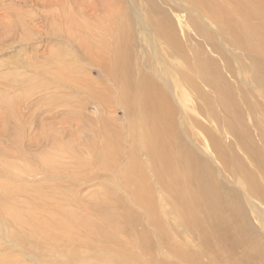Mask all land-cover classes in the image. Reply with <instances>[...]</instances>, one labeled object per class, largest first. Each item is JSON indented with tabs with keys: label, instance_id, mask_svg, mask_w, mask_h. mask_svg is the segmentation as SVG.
<instances>
[{
	"label": "bare ground",
	"instance_id": "bare-ground-1",
	"mask_svg": "<svg viewBox=\"0 0 264 264\" xmlns=\"http://www.w3.org/2000/svg\"><path fill=\"white\" fill-rule=\"evenodd\" d=\"M147 1L145 6L134 3L122 9L113 0L103 1L112 13L105 23L102 17L91 24L82 19L77 24L72 18L70 25L77 29H62L61 38L76 43L95 69L97 84L115 90L116 99L92 106L97 143L72 150L62 142L65 132L52 137L44 132L48 144L41 151L50 148L38 158L34 154V165L22 155L25 163L19 162L18 168L0 166V178L9 180L0 182V264H264V213L252 202L254 198L264 206V185L257 183L262 179L264 184V104L258 106L251 91L256 90L264 103L261 0H162L171 2L173 9L186 6L196 13L197 18L188 16L187 21L220 55L223 69L241 88L227 84L216 62L191 45L188 33L180 39L163 9ZM197 19L210 21L224 42L203 34ZM10 20L2 29L16 35L22 23ZM135 29L155 43L150 61L142 62L132 52ZM25 35L14 42L26 44ZM227 49L240 52L248 62L234 59V69ZM51 55L59 66L51 74L59 83L55 89L79 81L72 74L74 67L71 74L66 71L62 50ZM93 84L83 87L101 100ZM185 101L194 111L201 101L220 135L205 131L200 141L195 112L186 113ZM116 106L121 120L104 115L115 112ZM227 137L233 145L223 144ZM220 178L234 186L227 187ZM93 181L103 184L84 202L77 187ZM241 191L252 213L245 210Z\"/></svg>",
	"mask_w": 264,
	"mask_h": 264
},
{
	"label": "rangeland",
	"instance_id": "rangeland-1",
	"mask_svg": "<svg viewBox=\"0 0 264 264\" xmlns=\"http://www.w3.org/2000/svg\"><path fill=\"white\" fill-rule=\"evenodd\" d=\"M103 1L105 2L107 0H76V1L75 0H66V1L65 0H58V1L57 0H49V1L48 0H41V1L40 0H0V102H1L0 103V131L2 132V139H3V141L0 142V166H5V167L10 166L12 168H15V167L18 168V166L20 165L19 162H21V164L22 162L25 163L22 155H26V158H27L26 161L30 162L29 165L31 166L34 165L33 162L35 161V159L38 158L39 156H42V153L46 154L47 148H50V147H47L45 148L46 150L44 149V151H41L43 149L42 147L48 144V143H45L44 136H43L44 132L46 134L49 133L50 137H52V135L54 134L59 136L65 132L64 133L65 135L62 138V142L65 144H68V147L66 148H69L72 150L78 148L80 145H83L86 142H89L91 144L97 143V140L94 139V133H93V131H96L94 130V125H93V122H95L94 121L95 119H93L95 115L94 117H92L96 111L94 110L95 108L92 106L93 104L98 106L102 103H108V102L111 103L115 101L116 91L110 88L107 90L102 89V87L97 84L98 77L95 73V69H93V67H91L89 63L85 61L84 58H82L80 50L79 48H77L76 43L70 40L68 41H66L65 39L63 40L61 37L63 36L62 29H65L66 27H68L67 25H69V27L72 25L71 24L72 18L73 20H76L77 24H80L82 21L84 23L87 22V24H91V23H94L95 18L98 19L102 17V20L100 22L105 23L107 16L111 15L112 13L109 11V7L104 5ZM113 1L114 3L117 4V5L114 4V6L116 5L115 7L122 9L125 6L129 7L131 5H134V3L135 5L144 4L143 6H145V3H146L145 1L147 0H144V1L143 0H113ZM151 1L152 3L155 2L156 5H159L161 7V10L163 9V11H161L162 14H165L166 16L170 18L180 39H184V36H186L188 33L189 36L192 38L191 45L196 46V48L200 50L202 53L208 54L207 56L210 57L214 62H216V64L221 69L222 75L225 78V81L227 84H230L231 86H235L236 88L244 87L243 85L241 86V83L239 81L234 80L233 78L229 76V74L223 69V61L220 55L214 53L211 50V46H209L206 42H204V40L201 37H199L194 32L193 28L190 26V23L187 21L188 20L187 18L188 16L197 18V15L195 12L184 9V7L186 6H181V8L178 7L177 9H173L172 7L173 4L169 1L166 2L168 4H165V2H163L162 0H151ZM45 2L47 5L46 4L44 5ZM147 2H150V0ZM261 3H262V11H264V0H261ZM24 4H26L28 8ZM34 4H36L37 6ZM36 8H38V10L40 9L41 13ZM18 10H20L19 13H18ZM13 12H14V16H12ZM59 12L62 13L61 16H60L61 13ZM96 12H98L99 15ZM121 12L122 11L119 12V15L121 14ZM21 13L23 16H21ZM19 14H20V17H19ZM53 14L54 15L56 14L55 17H53L54 16ZM69 14H70V17H69ZM10 18L12 19L10 20ZM66 19L68 21H66ZM80 19H82V21ZM7 20L8 21L10 20L11 23L17 24L18 21L22 23V25L20 26V31L18 30L17 32L18 34L16 33L15 35L10 30L2 29V24H5ZM52 20H54L55 23ZM62 20L64 21V23L62 22ZM197 21H198V26H200L198 28L202 29L203 34L207 35L208 37H211L212 40L215 41L216 43H219L221 41H222L221 43L224 42L225 37L219 38V36L216 34V27L210 21H207L206 19L202 21L197 19ZM89 27L93 28L95 26H89ZM17 28L19 29L18 26ZM56 28H60V31H58ZM71 28L73 30L77 29V27L75 26H71ZM35 31L37 34L35 33ZM183 31H186V32L183 33ZM21 33L26 34L25 36L29 38L26 44H24L23 42L21 43L20 41L14 42L21 35ZM144 33L145 32L138 31L136 29L135 31H133L134 42L132 45V52L134 53L135 57L141 60L142 62L150 61L151 55H152L151 53H153V50L151 47L152 46L151 43L153 41L150 39V36L148 37L144 35ZM59 44L61 45L63 44V46ZM187 44L188 43L186 42V45ZM60 48H64V49H60ZM58 49L62 50L63 54H65L63 55V59L64 60L66 59L65 62L68 63L69 65V68L66 69V71L69 72V74H71V70L74 67L72 70V72L74 73L72 74L77 75V77H79V81L73 82L71 86L68 85L66 88L59 87L55 89V86L58 85L59 83L57 84L58 81L55 79L56 78L55 75L52 76L51 74L56 73L55 69H58L59 66L57 67L56 65L57 63L56 64L55 62L53 63L52 60H50V57H52L51 55L52 51L57 53ZM234 51L235 50L227 49V55L228 56L230 55L229 57L235 69L238 66L236 65V62L234 61V59L239 58L240 60L245 62L246 58L240 55V52L238 51L234 52ZM77 53H79L80 56ZM144 53H146L145 54L146 57L144 56ZM72 61L75 63H73ZM246 62H248L247 59H246ZM50 63L52 64L50 65ZM75 66H78V67H75ZM67 74L68 73H66V75ZM246 76L247 75L245 74L244 77ZM73 78L76 79V76ZM25 80H26V83L24 82ZM92 82H94L93 89L100 93L102 97L101 100L94 99L92 96H89L87 94V90L84 87L91 86ZM83 84H84V87H83ZM82 88L84 89L81 90ZM251 91L256 97V99L255 98L254 99L256 100L257 105L259 106L261 104H264L263 100L258 96L257 91L256 90H251ZM197 103H198L197 104L198 112L191 109L190 108L191 104L185 101V104L187 106L186 113L192 116V114L195 112L194 116L198 123L197 124L198 127H196L195 131L198 136V139L200 141L203 140L205 131H208L215 136H219L220 133L216 129L217 127L215 123L212 120H209V118L207 117V113L205 111L206 108L204 107L201 101H197ZM111 105H113V103ZM78 106L81 107L82 109L79 112H76V110L79 108ZM113 109L116 110L115 112L112 111V113L114 112L113 114L108 113L107 111H104V115L107 117H114V118H118L121 120L122 111L120 110V108L117 107V109H115L114 107ZM242 109L245 114V120H247L246 121L247 125L251 129H253L251 127V123L249 122L250 121L249 115H247L248 113L246 112V109L243 104H242ZM11 112L13 113V117H11ZM180 117L182 118V120L186 121V124H187V115L182 114V116L180 115ZM28 126H30L29 129L31 130L28 129ZM26 130L28 133L26 132ZM16 132L18 133V135H16L17 134ZM35 132L36 134H34ZM28 137L31 139L30 142L28 141L29 139ZM33 138H34L35 144L33 143ZM255 138L257 140V137ZM26 140L27 142H25ZM222 142L223 144L225 143L226 145L229 143H230L229 145H233V140L231 139V137L222 139ZM36 143L38 144L37 147H36ZM24 148L26 149V151H29L28 154ZM198 148L200 150L203 149L201 146H198ZM15 149H18V150L15 151ZM236 150L237 149H235V151ZM197 152L199 153V150H197ZM34 154L36 155L35 156L36 158L33 157ZM17 158L19 159L17 160ZM27 162L26 164H28ZM212 166L215 168V165H212ZM214 170H216V168ZM0 180H2L0 181L1 183L3 182L9 183L8 179L0 178ZM222 181L227 187L232 188L234 186L228 180L222 179ZM24 183L28 184V182H26L25 180H21L20 184L23 185ZM257 183L259 187L263 188L264 184L262 182V179L257 181ZM102 184H103V181H93V183H88V184L81 183L80 186L82 188L80 186L77 187L80 199L84 202L89 201V197L93 194V192L95 193L99 191L100 186ZM75 185H77V182L74 183V186ZM241 194L246 200V201L245 200L243 201L245 210L249 213H252L249 202L246 199L245 192L241 191ZM252 202L254 203V205H256V207L258 208L260 212L264 213V206L261 205L259 201L252 198ZM6 246L7 245H3L2 247L6 248Z\"/></svg>",
	"mask_w": 264,
	"mask_h": 264
}]
</instances>
